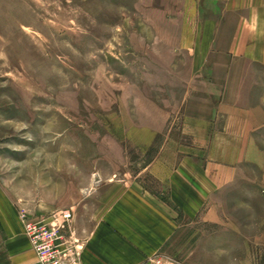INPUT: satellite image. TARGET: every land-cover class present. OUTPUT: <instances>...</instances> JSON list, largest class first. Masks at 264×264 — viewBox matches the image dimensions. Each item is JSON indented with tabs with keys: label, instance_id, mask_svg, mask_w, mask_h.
<instances>
[{
	"label": "rangeland",
	"instance_id": "374dc122",
	"mask_svg": "<svg viewBox=\"0 0 264 264\" xmlns=\"http://www.w3.org/2000/svg\"><path fill=\"white\" fill-rule=\"evenodd\" d=\"M231 1L0 0V264L66 208L82 255L128 187L175 225L137 264H264V116L215 117L264 87L207 26Z\"/></svg>",
	"mask_w": 264,
	"mask_h": 264
},
{
	"label": "crops",
	"instance_id": "0c3cea01",
	"mask_svg": "<svg viewBox=\"0 0 264 264\" xmlns=\"http://www.w3.org/2000/svg\"><path fill=\"white\" fill-rule=\"evenodd\" d=\"M223 20L222 24L214 25L213 22L207 26L211 30L215 27L220 30L223 27L224 31L228 32L227 39L225 35L226 54L231 59L247 65L264 68V0H232L226 5ZM253 74L251 71L250 75ZM241 75L243 73H240ZM260 75L264 76V71H260ZM227 86L237 94L231 95L226 103L222 100L218 104L223 110H216V121L220 117L228 120L240 117L245 119V123H262L263 120H250V117L264 116V87L256 83L250 86L242 83ZM228 89L226 87L225 91ZM189 165V169L185 165L183 172L198 174L194 166ZM174 184L176 185L175 182ZM102 219L103 224L96 228L86 242L81 264H137L138 259L130 254L129 250L134 249V252L143 255L158 250L166 243L171 229L175 226L168 208L158 202H151L146 195H139L130 187L125 188L112 201ZM9 231L11 238L14 230L9 227ZM21 235L22 245L13 251L11 260H14V264H33L36 262V256L23 234V228ZM23 252H32L33 258L20 260L19 256Z\"/></svg>",
	"mask_w": 264,
	"mask_h": 264
},
{
	"label": "built area",
	"instance_id": "2783aa9c",
	"mask_svg": "<svg viewBox=\"0 0 264 264\" xmlns=\"http://www.w3.org/2000/svg\"><path fill=\"white\" fill-rule=\"evenodd\" d=\"M72 214L66 208L45 217L23 218V234L36 256L33 264H81L82 247L71 232Z\"/></svg>",
	"mask_w": 264,
	"mask_h": 264
}]
</instances>
